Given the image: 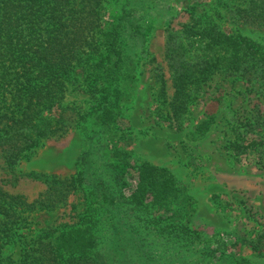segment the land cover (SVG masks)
<instances>
[{
    "label": "rangeland",
    "instance_id": "rangeland-1",
    "mask_svg": "<svg viewBox=\"0 0 264 264\" xmlns=\"http://www.w3.org/2000/svg\"><path fill=\"white\" fill-rule=\"evenodd\" d=\"M244 1L107 0L104 28L129 13L146 28L128 51L133 83H124L127 94L119 115L111 128H103L94 113L100 94L86 89L80 64L64 98L70 106L66 117L78 122L43 140L15 167L0 154L3 190L50 205L26 214L27 226L4 249L7 260L18 264L23 243L43 230L78 225L90 205L98 206L88 197L94 188L108 199L100 210L108 222L104 240L111 264H146L150 256L155 264H233L238 259L264 264L263 253L253 249L264 231V81L247 84L237 76H215L182 129L162 121L170 114L168 104L160 111L156 106V76L163 75L169 102L175 95L167 59L172 37L177 38L173 44L201 54L195 38H185L186 29L216 24L264 45V26L245 23L235 13ZM121 28L127 32L126 20ZM206 112L216 119L200 136ZM45 177L74 178L76 187L62 200ZM135 197L142 205L133 204Z\"/></svg>",
    "mask_w": 264,
    "mask_h": 264
},
{
    "label": "trees",
    "instance_id": "trees-1",
    "mask_svg": "<svg viewBox=\"0 0 264 264\" xmlns=\"http://www.w3.org/2000/svg\"><path fill=\"white\" fill-rule=\"evenodd\" d=\"M106 2L0 0V154L8 167L31 156L43 140L54 138L58 132L71 128L74 121L78 122L66 117L70 106L64 104V98L80 64L86 89L100 94L94 110L99 114L95 123L103 128H111L115 123L120 100L127 94L124 89L128 86L124 83L132 84L134 80L128 51L146 28L137 25L131 13L112 21L111 28H104L101 13ZM235 13L245 23L264 26V0H245ZM124 20L127 32L121 28ZM175 38L167 48L175 88L170 102L163 75L156 76L160 84L156 106L160 111L168 104L170 114L161 118L169 126L182 129L191 107L217 75L237 76L247 84L264 81V45L255 40L229 34L216 24L203 29L193 26L186 29L185 38H195V46L201 51L198 55L183 43L173 44ZM208 113L198 129L200 136L216 119V115ZM87 156L81 159L83 165L88 164ZM42 180L50 184V189L59 191L62 200L76 187L74 178ZM89 196L97 199L98 206L90 205L78 225L43 230L32 241L23 243L17 263L111 264L105 252L108 242L104 240L108 222L100 210L108 199L94 188ZM135 200L134 205H142L140 198ZM115 206L114 202L111 207ZM49 207L48 201L29 203L0 185V264L16 263L11 257L7 260L3 252L17 236V230L27 226L26 214ZM255 244L253 249L262 252L264 258V231L257 235ZM144 247L142 243L139 246L141 250ZM146 259V264L156 263L151 256ZM233 264L251 263L238 259Z\"/></svg>",
    "mask_w": 264,
    "mask_h": 264
}]
</instances>
